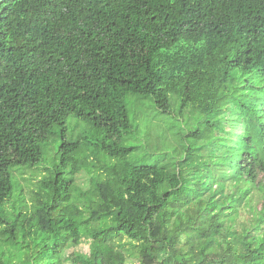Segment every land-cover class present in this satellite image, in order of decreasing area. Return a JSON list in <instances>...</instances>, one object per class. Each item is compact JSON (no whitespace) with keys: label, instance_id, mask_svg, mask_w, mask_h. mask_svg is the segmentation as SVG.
Wrapping results in <instances>:
<instances>
[{"label":"trees","instance_id":"16d2710c","mask_svg":"<svg viewBox=\"0 0 264 264\" xmlns=\"http://www.w3.org/2000/svg\"><path fill=\"white\" fill-rule=\"evenodd\" d=\"M129 97L177 106L152 164ZM75 207L69 264H264V0H0V264H67Z\"/></svg>","mask_w":264,"mask_h":264},{"label":"rangeland","instance_id":"374dc122","mask_svg":"<svg viewBox=\"0 0 264 264\" xmlns=\"http://www.w3.org/2000/svg\"><path fill=\"white\" fill-rule=\"evenodd\" d=\"M172 101H175V99H172ZM126 105L132 123L134 121H137L138 124L140 123L139 132L137 133L136 130L134 129V133H132L133 140L126 143L127 146H132L133 144L136 143V145L139 147L138 150L132 156V159H135L138 164H142L141 161L143 160H145L144 163L152 164L162 155V153L160 152L158 153L155 150V147L157 146L156 143L151 144L149 147H147L145 142L139 141L138 137H137L138 140L135 139L136 135L138 134L139 136L140 134L146 132L150 127V125L151 126L155 125V128L157 132H160V135H165L166 132H169L166 134L169 138L172 137V141L174 143L175 139L173 140V138L176 137L175 132L179 128L178 124L180 125L181 123L179 112L176 109L177 106L174 108V110H172V112L169 115H162L151 105L149 100H139V99L131 100V97H129L126 100ZM177 120L179 121L178 123ZM185 120L188 121L187 116H185ZM194 128L195 126L193 125V129ZM83 134H84V129L82 127V123H78L77 121L71 119L66 125L65 139L68 142L81 138ZM162 138L164 139L165 137ZM61 142L62 140L58 141L56 138H54L50 140L47 146L48 147L54 146V149H56L61 144ZM164 155L165 157L167 156L166 153H164ZM47 159L48 158H46L45 160ZM49 160L50 162H52L51 158ZM42 175H43V171L38 172V174L36 175V179H39ZM27 178H29V175L27 176ZM87 180H88V176L86 174H83L82 176L77 178L78 184H81ZM72 217L75 220L77 226L79 227L81 235L75 240L73 246L69 249L67 255L64 256V260L67 264L71 262L67 258L68 254L71 253H75L76 255L89 254V244H90V240L88 238V233L90 231L89 225L83 223L82 212L80 209L76 207L73 208L72 210ZM123 243L126 244L127 240H124ZM125 249H129L128 244L125 245ZM177 249H179V246L177 247ZM128 255H129L128 258L130 259L129 264H154V261L151 259H145L140 263L138 256L136 254L130 253Z\"/></svg>","mask_w":264,"mask_h":264}]
</instances>
